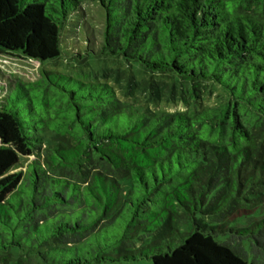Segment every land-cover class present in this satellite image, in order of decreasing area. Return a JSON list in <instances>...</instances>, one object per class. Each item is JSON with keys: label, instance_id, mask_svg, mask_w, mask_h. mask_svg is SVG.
Wrapping results in <instances>:
<instances>
[{"label": "trees", "instance_id": "1", "mask_svg": "<svg viewBox=\"0 0 264 264\" xmlns=\"http://www.w3.org/2000/svg\"><path fill=\"white\" fill-rule=\"evenodd\" d=\"M85 2L103 13L93 55L176 78L191 100L204 84L225 98L163 114L95 77L12 80L0 98V255L264 264V0H0V56L60 60Z\"/></svg>", "mask_w": 264, "mask_h": 264}, {"label": "rangeland", "instance_id": "2", "mask_svg": "<svg viewBox=\"0 0 264 264\" xmlns=\"http://www.w3.org/2000/svg\"><path fill=\"white\" fill-rule=\"evenodd\" d=\"M62 32V49L66 55L54 63L40 64L34 60L21 61L16 58L0 56V98L12 87V80L24 82L36 81L41 71L65 74L71 77L98 78L110 85L116 97L130 103L137 110L154 113L174 114L191 112L195 109L212 107L225 98L222 91L212 84H204L200 97L191 100L190 85L166 75H150L135 64H127L122 59L103 58L95 54L100 48L103 30V13L91 2L81 6L80 14ZM72 51L70 53L69 51ZM73 54L86 56L83 63L71 58ZM104 76L105 79H101ZM152 87V88H151ZM155 88V89H154ZM157 88V89H156ZM158 91L159 98L152 92ZM1 100V99H0ZM23 159V163H27ZM247 248V246H246ZM15 256L0 255V264H14ZM23 264H37L31 259ZM108 264V263H103ZM115 264H152L150 260L140 259L136 262Z\"/></svg>", "mask_w": 264, "mask_h": 264}]
</instances>
